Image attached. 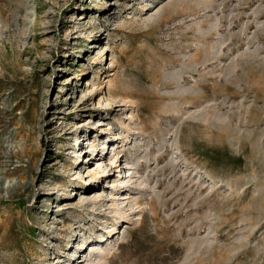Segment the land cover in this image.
I'll return each instance as SVG.
<instances>
[{"label":"rangeland","instance_id":"374dc122","mask_svg":"<svg viewBox=\"0 0 264 264\" xmlns=\"http://www.w3.org/2000/svg\"><path fill=\"white\" fill-rule=\"evenodd\" d=\"M0 264H264V0H0Z\"/></svg>","mask_w":264,"mask_h":264},{"label":"bare ground","instance_id":"6f19581e","mask_svg":"<svg viewBox=\"0 0 264 264\" xmlns=\"http://www.w3.org/2000/svg\"><path fill=\"white\" fill-rule=\"evenodd\" d=\"M88 152H86V154H87ZM90 153V152H89Z\"/></svg>","mask_w":264,"mask_h":264}]
</instances>
